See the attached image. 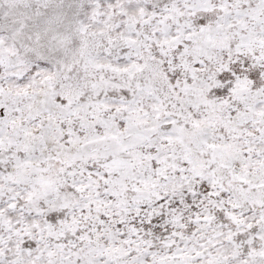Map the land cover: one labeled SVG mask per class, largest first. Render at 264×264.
<instances>
[{
	"label": "snow or ice",
	"instance_id": "1",
	"mask_svg": "<svg viewBox=\"0 0 264 264\" xmlns=\"http://www.w3.org/2000/svg\"><path fill=\"white\" fill-rule=\"evenodd\" d=\"M0 264H264V0H0Z\"/></svg>",
	"mask_w": 264,
	"mask_h": 264
}]
</instances>
